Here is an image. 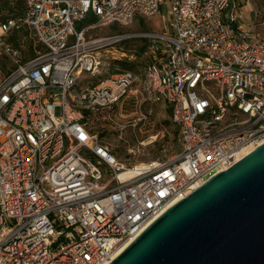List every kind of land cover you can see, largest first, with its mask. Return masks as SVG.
<instances>
[{
  "label": "built area",
  "instance_id": "2783aa9c",
  "mask_svg": "<svg viewBox=\"0 0 264 264\" xmlns=\"http://www.w3.org/2000/svg\"><path fill=\"white\" fill-rule=\"evenodd\" d=\"M231 1L22 0L20 15L0 21V56L13 66L0 74V264H108L264 143V40L246 33ZM164 14L162 32L123 30ZM21 30L42 47L25 60L6 42ZM129 41L145 56L140 80L110 72L129 61ZM126 102L148 125L147 106L168 105L179 152L120 159L102 146L90 120Z\"/></svg>",
  "mask_w": 264,
  "mask_h": 264
},
{
  "label": "water",
  "instance_id": "95a60500",
  "mask_svg": "<svg viewBox=\"0 0 264 264\" xmlns=\"http://www.w3.org/2000/svg\"><path fill=\"white\" fill-rule=\"evenodd\" d=\"M204 180L108 264H264V143Z\"/></svg>",
  "mask_w": 264,
  "mask_h": 264
},
{
  "label": "rangeland",
  "instance_id": "374dc122",
  "mask_svg": "<svg viewBox=\"0 0 264 264\" xmlns=\"http://www.w3.org/2000/svg\"><path fill=\"white\" fill-rule=\"evenodd\" d=\"M11 6L17 7L20 0H8ZM167 15L156 16L150 19H137L129 28L123 30H147L162 32L167 27ZM80 28V25H77ZM117 30L115 26H111L99 31H95L96 35H107ZM28 39V38H27ZM34 46H39L35 38L31 35L28 39ZM140 42L129 41L124 44V50L127 51L129 62L137 64L136 69L133 71L139 75V69L145 63V56L142 50H137ZM36 51H41V48L36 47ZM23 51H26L24 46ZM120 65H115L119 69ZM12 69V64L4 56H0V74L6 73ZM87 77L86 74H84ZM92 82L95 79L91 80ZM83 82V81H82ZM83 86H86L84 82ZM152 110L150 118L151 125L139 122V110L129 103H125L122 109H114L113 113L109 116L106 114H97L90 120L91 130L98 135V142L104 146L109 152L116 157L123 159L131 158H163L168 159L173 157L179 152L180 145L178 137L175 134L177 126L172 122L170 107L164 103L147 106V109ZM141 112H144L141 109ZM133 123H137L133 127ZM134 156V157H133Z\"/></svg>",
  "mask_w": 264,
  "mask_h": 264
},
{
  "label": "trees",
  "instance_id": "16d2710c",
  "mask_svg": "<svg viewBox=\"0 0 264 264\" xmlns=\"http://www.w3.org/2000/svg\"><path fill=\"white\" fill-rule=\"evenodd\" d=\"M20 1L21 2H19V5L17 7H14V6L10 5V2L8 0H0V21H4L8 18H12V17H15L17 15H20L22 13V10H23V2H22V0H20ZM29 36H31V34H29L28 31L21 30L19 32H15V33L10 34L6 39L7 43H9L14 48L19 49L20 51L23 52V55H24L23 60H25L29 57H32L35 54L36 47L41 48V46L39 44H38L39 46H34V44L28 40ZM24 46H26L25 52L23 51ZM117 64L120 65L119 69L128 70L131 72H133L137 67L136 63L129 62L127 60L114 61L110 64V69H111L110 72L111 73L113 72V69H114L115 65H117ZM12 68H13V66H12ZM105 77H106V75L100 76L94 82H92L91 80L85 79L84 84H86L88 86H95L96 84H98V82L100 80L104 79ZM170 112H171V109H170ZM175 134L178 137V127H177Z\"/></svg>",
  "mask_w": 264,
  "mask_h": 264
},
{
  "label": "crops",
  "instance_id": "0c3cea01",
  "mask_svg": "<svg viewBox=\"0 0 264 264\" xmlns=\"http://www.w3.org/2000/svg\"><path fill=\"white\" fill-rule=\"evenodd\" d=\"M230 8L241 13L239 22L249 36L264 40V0H232Z\"/></svg>",
  "mask_w": 264,
  "mask_h": 264
},
{
  "label": "bare ground",
  "instance_id": "6f19581e",
  "mask_svg": "<svg viewBox=\"0 0 264 264\" xmlns=\"http://www.w3.org/2000/svg\"><path fill=\"white\" fill-rule=\"evenodd\" d=\"M245 154V153H244Z\"/></svg>",
  "mask_w": 264,
  "mask_h": 264
}]
</instances>
